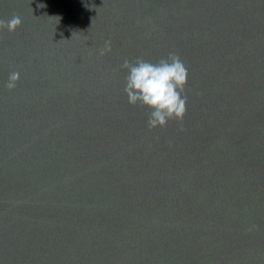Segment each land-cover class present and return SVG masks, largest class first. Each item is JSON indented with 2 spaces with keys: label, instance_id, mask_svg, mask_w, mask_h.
Here are the masks:
<instances>
[{
  "label": "water",
  "instance_id": "obj_1",
  "mask_svg": "<svg viewBox=\"0 0 264 264\" xmlns=\"http://www.w3.org/2000/svg\"><path fill=\"white\" fill-rule=\"evenodd\" d=\"M14 14L0 264H264V0H0ZM173 52L187 113L150 131L121 65Z\"/></svg>",
  "mask_w": 264,
  "mask_h": 264
},
{
  "label": "clouds",
  "instance_id": "obj_2",
  "mask_svg": "<svg viewBox=\"0 0 264 264\" xmlns=\"http://www.w3.org/2000/svg\"><path fill=\"white\" fill-rule=\"evenodd\" d=\"M21 25V18L14 14L8 20H0V31L14 33ZM109 52L110 40L105 41L99 55ZM121 69L126 71L123 91L128 103L148 109L147 127L150 131L166 127L169 121L182 123L187 113L185 89L189 73L178 54L169 53L155 63L142 58L134 62L125 59ZM19 80V71H12L5 87L14 90Z\"/></svg>",
  "mask_w": 264,
  "mask_h": 264
}]
</instances>
